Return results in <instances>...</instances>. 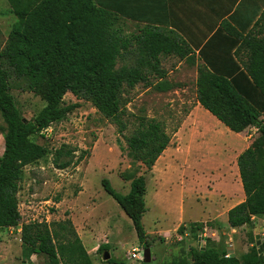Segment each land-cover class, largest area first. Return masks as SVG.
<instances>
[{
	"label": "trees",
	"instance_id": "1",
	"mask_svg": "<svg viewBox=\"0 0 264 264\" xmlns=\"http://www.w3.org/2000/svg\"><path fill=\"white\" fill-rule=\"evenodd\" d=\"M113 0H7L15 21L0 48V115L4 123L3 151L0 156V229L16 227L21 218L17 193L24 167L46 156L45 146L32 137L66 118L78 103L63 104L70 92L78 99L90 101L112 123L126 143L127 156L145 173L170 143L164 125L154 119L138 118L130 135H124L127 121L122 107L123 85L133 88L146 80L145 68L156 71L160 55L185 56L188 51L172 30L147 23L139 33L123 34L128 16L114 10ZM222 36L228 45V59L210 61L203 58L196 67V100L229 130L239 133L253 126L258 136L236 158L244 199L227 211L232 228L250 225L254 216L264 214V38L222 25L212 35ZM232 55L244 53L245 59ZM132 55L134 64L116 68L119 57ZM162 73V71H160ZM26 84L27 90L43 97V107L25 120L11 93L13 79ZM62 156L68 160L57 164ZM74 158L73 150L64 145L55 151L54 163L66 168ZM75 161L74 163H76ZM130 173L129 191L117 192L107 178H102L104 191L130 218L137 239L149 245L142 217L146 212V174ZM52 245L38 223L23 225L20 230L22 253L46 254L53 264H93L70 219L52 222ZM196 238L203 223H189ZM182 233L183 225L178 227ZM108 244L96 252L108 250ZM226 253L212 240L205 245L188 246L183 255L166 264H264V253L254 244L239 258ZM108 263L118 264L112 257Z\"/></svg>",
	"mask_w": 264,
	"mask_h": 264
},
{
	"label": "rangeland",
	"instance_id": "2",
	"mask_svg": "<svg viewBox=\"0 0 264 264\" xmlns=\"http://www.w3.org/2000/svg\"><path fill=\"white\" fill-rule=\"evenodd\" d=\"M115 2L112 1V6L117 11ZM123 7L125 12H129L128 6ZM127 20L122 25L123 34L131 36L139 33L141 27ZM14 21L15 15L7 0H0V48L6 42ZM123 57L117 59L116 68L134 64V56ZM159 58L156 71L145 68L146 80L139 81L133 88L123 85L121 93L122 107L126 111L124 119L127 121L124 135H130L137 127L138 118L145 117L162 123L170 137L169 145L152 170L145 173L144 167L138 168V162L132 164L123 136L90 101L78 99L70 92L65 93L63 104L78 103V107L64 120L51 124L47 134L32 137L37 144L45 146L48 153L24 167L17 193L21 218L18 226L0 229V264L55 263V259L46 254L25 256L20 230L23 225L38 223L45 233L47 244L52 245V222L66 219L71 220L93 264H114L102 259L104 251L96 252L97 246L102 243L108 244L106 251L109 258L112 257L118 264H166L183 255L188 246L205 245L206 239L214 241L224 253L229 252V256L238 258L256 244L255 236L264 245V214L254 216L250 225L232 228L223 214L224 208L220 207L221 198L217 202L213 199L219 194L225 198L230 196L231 190L227 185L237 190L234 184H224V180L231 183L233 172L240 179L237 164L234 166V163L238 154L258 136L257 129L250 126L235 133L212 118L211 114L210 117L202 111H194L196 67L172 61L166 55ZM11 85L10 91L22 117L30 120L43 107V97L27 90L26 84L19 79L14 78ZM3 130L0 115V156ZM64 145L73 150L74 158L66 168H59L54 163L55 151ZM66 160L68 157L62 156L57 164ZM190 167L198 171V201L205 203L203 198L209 199L216 212L214 219L209 216L196 220L206 227L199 231L201 238L199 232L197 238L190 232L187 221L205 216L201 205L195 202L189 204L186 200L184 218L180 216L182 205L178 191L186 184L183 171ZM130 173L146 174L147 210L142 224L149 235L147 247L151 251V260L148 263L132 258V248H137L142 256L146 246L138 241L130 218L101 184L102 178H107L117 192L125 194L129 191V181L123 176ZM156 174L159 183L154 180ZM240 199H244L243 189ZM180 225L184 227L182 233L177 230ZM260 251L264 253V248Z\"/></svg>",
	"mask_w": 264,
	"mask_h": 264
},
{
	"label": "crops",
	"instance_id": "3",
	"mask_svg": "<svg viewBox=\"0 0 264 264\" xmlns=\"http://www.w3.org/2000/svg\"><path fill=\"white\" fill-rule=\"evenodd\" d=\"M115 4L116 10L124 16H128L130 20H126L135 26L142 27L147 23H154L163 30L174 31L183 42L188 53L183 57L173 53L166 55V57L172 61L188 63L195 67L198 63L203 62V58L199 54L201 49L210 61L228 59V45L224 46L221 43L222 36L214 39L212 37L217 28L222 25L244 31L245 34L250 33L264 38V0H116ZM123 5L129 7V12H125ZM234 49L231 51V55ZM232 56L237 63L240 59H245L243 52ZM203 109L196 100L194 111H202L206 115L210 114L206 109H204L205 111ZM211 116L215 118L213 115ZM235 164L236 162L234 166ZM187 171H189L188 174ZM187 171H183V174L185 173L183 179L186 184L182 190L178 191L182 205L180 216L184 218L185 201L188 200L189 204L193 202L200 204L202 213H205V216L187 220L189 223L209 216L213 219L216 218V212L212 209L213 203L207 198H203L205 203L197 199L196 178L198 171L195 167H190ZM154 180L159 183L157 174L154 176ZM224 184H234L237 187V190H232L231 186L227 185L231 190V194L227 198L222 197L221 194L218 197L215 195L213 197L216 202L219 197L221 198L219 200L221 201L220 207L224 208L223 214L227 216V211L243 200L240 199L242 198V186L239 177L234 172L231 183H225L224 180ZM203 229L205 230L206 227Z\"/></svg>",
	"mask_w": 264,
	"mask_h": 264
},
{
	"label": "water",
	"instance_id": "4",
	"mask_svg": "<svg viewBox=\"0 0 264 264\" xmlns=\"http://www.w3.org/2000/svg\"><path fill=\"white\" fill-rule=\"evenodd\" d=\"M256 239V245L259 246L258 250H260V248L263 250L264 245L263 243H261V241L258 239V236H255ZM109 253L107 251H104L102 254V259H109ZM151 260V251L149 247H144L142 250V262L144 263H148Z\"/></svg>",
	"mask_w": 264,
	"mask_h": 264
},
{
	"label": "built area",
	"instance_id": "5",
	"mask_svg": "<svg viewBox=\"0 0 264 264\" xmlns=\"http://www.w3.org/2000/svg\"><path fill=\"white\" fill-rule=\"evenodd\" d=\"M51 129V126L49 125L48 127L44 128L41 133L42 134H47L49 132V130ZM199 238H201V235H200V232H199ZM229 253V252H228ZM226 253L224 256L225 257H228L229 254ZM131 256L132 258H136V259H139V260H142V256L139 254V250L137 248H132L131 249Z\"/></svg>",
	"mask_w": 264,
	"mask_h": 264
}]
</instances>
